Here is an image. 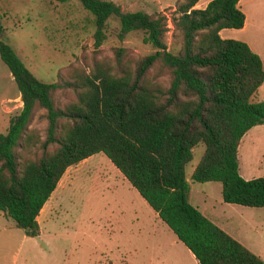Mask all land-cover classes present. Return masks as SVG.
<instances>
[{
  "label": "trees",
  "instance_id": "16d2710c",
  "mask_svg": "<svg viewBox=\"0 0 264 264\" xmlns=\"http://www.w3.org/2000/svg\"><path fill=\"white\" fill-rule=\"evenodd\" d=\"M78 1L94 17V49L115 19L118 40L139 32L153 51L128 67L117 48L113 64L100 60L88 72L74 69L70 80L42 82L1 39L0 22V59L22 102L0 133V212L28 237L39 235L37 216L66 169L101 152L198 264H263L189 202L185 172L203 144L190 179L220 182L225 203L264 207V178L242 177L237 159L244 134L264 124V101L252 98L264 82L262 60L247 43L219 36L244 26L239 0L203 8L182 0L170 19L111 0ZM168 21L181 39L177 53L167 49ZM61 89L75 95L62 106ZM38 111L42 134L30 126Z\"/></svg>",
  "mask_w": 264,
  "mask_h": 264
},
{
  "label": "rangeland",
  "instance_id": "374dc122",
  "mask_svg": "<svg viewBox=\"0 0 264 264\" xmlns=\"http://www.w3.org/2000/svg\"><path fill=\"white\" fill-rule=\"evenodd\" d=\"M111 1L124 11L163 13L170 19L182 0ZM209 1L199 0V6ZM239 5L245 14V26L222 29L219 36L247 43L264 68V0H240ZM93 19L78 0H0L1 39L42 82L70 80L74 69L88 72L100 60L113 64L117 48L124 50L123 62L128 67L153 51L142 42L139 32L118 40L112 33L118 25L115 19L109 24L107 38L98 50L94 49ZM165 39L167 49L177 53L181 39L170 21ZM74 97L71 89H61L55 101L62 106ZM252 98L264 101V82ZM21 106L15 82L0 59V133L6 131ZM41 114L37 112L30 126L42 134L46 121ZM203 151V144L194 147L193 158L185 167L189 202L211 220L204 211L210 208L222 229L237 241L263 245L264 208L225 203L220 182L190 179ZM237 159L242 177L264 178V124L244 134ZM55 197L50 215L40 221L38 236L20 241L23 231H11L19 236L4 243L6 264H198L101 152L68 167Z\"/></svg>",
  "mask_w": 264,
  "mask_h": 264
},
{
  "label": "crops",
  "instance_id": "0c3cea01",
  "mask_svg": "<svg viewBox=\"0 0 264 264\" xmlns=\"http://www.w3.org/2000/svg\"><path fill=\"white\" fill-rule=\"evenodd\" d=\"M206 4L207 3L205 2L204 4H202L203 6L201 7V6H199V0H198V2L196 3V5L194 7L203 8V7H205ZM244 26H245V22H244ZM61 179H62V177L60 178V180ZM60 180H59V182H60ZM59 182H58L55 190L51 193L50 197L45 202V204L43 205V207L41 208V210H40V212H39V214L37 216V221H38V224H39V228H40L41 219H44V218L48 217V215H50V212L53 209V206H54L55 200H56L55 195H56V193L58 191ZM252 208H264V207H252ZM204 211L206 212L207 216H209V218H211V220L217 224V226H218V224H219L220 227L223 226V225H220L222 223H219L218 221H216L217 220V218L215 217L216 214H214V212H212V210L210 208H208V209L205 208ZM222 228H224V227H221V229ZM13 229L17 230L18 228H15L14 223L9 222L8 218H6L4 216V214L2 212H0V264H6L7 263L6 255H5V245H4V243L5 242L7 243L8 241L10 242L13 239L14 235L19 236V234L17 235V234H14L13 232H11V231H14ZM26 236L27 235H25V233L23 232V234L20 236L21 237L20 241L25 239ZM240 242L247 249H249L251 252H253L254 254H256L259 257H261V259L263 260V264H264V244L260 246V244H254V242H250V241L248 243H243L242 241H240Z\"/></svg>",
  "mask_w": 264,
  "mask_h": 264
}]
</instances>
